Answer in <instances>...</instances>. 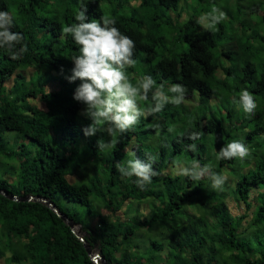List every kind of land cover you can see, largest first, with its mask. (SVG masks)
I'll return each mask as SVG.
<instances>
[{"label":"trees","instance_id":"16d2710c","mask_svg":"<svg viewBox=\"0 0 264 264\" xmlns=\"http://www.w3.org/2000/svg\"><path fill=\"white\" fill-rule=\"evenodd\" d=\"M104 1L108 2L109 12H114L115 6L128 12L112 17L115 26L134 40L133 59L143 55V66L154 74L157 86L163 84L165 89L169 84L184 85L185 99L197 94V111L214 100V87L224 95L228 90L229 99L233 97L226 116L240 133H235L224 120L219 122L212 110L202 109L197 113L193 108L188 113L191 115L188 124L174 126L172 136L168 134L169 140H164L169 122L168 103L162 111L142 116L127 132H117L116 143L107 154L98 148L97 142L102 140L99 131L89 137L90 141L82 143L80 138H88L83 128L91 120L81 116L84 105L73 99L80 81L69 83L66 79L74 66L71 58L79 55V47L62 29L78 23L75 16L82 10V4L87 6L86 22L100 21L106 14L101 6ZM179 1L0 0V11H7L13 17L10 30L22 33V44L27 45V51L19 59L11 58L12 52L7 46L0 48V161L7 165L12 160L17 162L15 178L7 173L0 175V189L16 196L49 199L59 212L88 233L81 240L41 202H16L0 195V264H96L88 256L83 241L91 249L97 246L109 264H264V150L258 163L253 159L256 153L243 161L216 158L221 147L233 140L241 141L243 134L242 142L247 147L254 137L264 138V66L246 62L242 67H229L226 76L224 69L218 68L213 50L218 45L216 35L227 26L219 24L216 34L210 30L198 32L200 25L193 20L179 26L176 35L187 43L186 51L176 56L156 52L157 42H164L162 33L152 32L156 27L151 22L158 16L143 12L146 8L150 11L148 6L175 11ZM251 3L248 13L256 14L264 25L263 3ZM220 11L227 13V10ZM19 47L16 44L12 51H18ZM237 54L230 50L221 52V56L229 58ZM218 69L225 73L222 79L215 74ZM126 71L135 85L139 79L133 76L134 68ZM5 82L8 83L4 86ZM51 83L54 88L48 90ZM240 84L244 87L240 88ZM242 89L251 92L255 100L259 99L260 110L256 109L251 116L236 107ZM151 95L147 101L153 102ZM168 95L173 96L171 92ZM184 104L189 105L184 102L175 105L172 115L179 114V107L186 110ZM192 132L201 133L200 139L190 140ZM8 133L13 135L8 137ZM156 133V144H141V139ZM52 138L62 144L60 149L54 146ZM259 142L264 149V141ZM190 144L196 145L194 151L189 149ZM208 147L212 148L210 155ZM177 155L193 158L189 168L198 170L211 165L217 174L234 175L233 185H227L231 187V196L225 194L223 186V190L214 189L207 177L192 180L173 175L171 162ZM6 156L8 159H3ZM129 157L138 158L144 164L155 158L151 162L159 175L152 178L145 190L137 186L135 176H122L117 170L118 162L125 165L126 172L129 170L126 165ZM88 159L91 161L89 183H71L68 176L86 166ZM238 164L245 166L239 174ZM97 165L99 169L95 168ZM157 186L161 189L155 191ZM58 195L79 203L85 210H66L58 203ZM150 197L157 201L151 216L126 217L129 201L142 202ZM145 230H160L162 239H151L138 246L137 234ZM166 246L169 249L162 259L160 253Z\"/></svg>","mask_w":264,"mask_h":264},{"label":"clouds","instance_id":"9594fccd","mask_svg":"<svg viewBox=\"0 0 264 264\" xmlns=\"http://www.w3.org/2000/svg\"><path fill=\"white\" fill-rule=\"evenodd\" d=\"M81 7L82 10L78 11L75 16V20L78 23L64 27L62 32L64 35H71L75 44L79 47V55L71 58L74 66L70 70L71 75L67 76L66 79L69 83L80 81V84L74 90L73 99L84 105L81 115L91 120V123L83 128L85 137L93 136L98 131H107L111 136H115L117 132L125 133L137 125L142 116L158 113L168 103L178 106L184 102L187 89L182 84L174 83L169 87L168 92L175 93L173 96L165 93L163 84L157 86L156 81L150 75L141 77L134 85L126 71L127 68L134 66L136 63L133 59L136 49L134 40L115 26V18L102 16L100 21L92 19L90 22H86L88 21L86 16L87 6L82 4ZM213 10H216L215 6ZM226 18V13L220 12L219 18L215 19L219 24ZM202 19L203 15L197 22L202 24ZM12 27L13 17L7 11H0V48L7 46L6 48L12 52L11 58L19 59L27 51V45L22 44L24 39L22 33L11 31ZM16 44L21 45V47L14 52L12 48ZM230 52L232 51L230 50ZM260 66L262 65L260 64ZM143 67L146 66L142 65ZM142 68L141 74L143 73ZM63 71V68H61V73ZM218 77L222 79L224 76L217 75ZM154 88L155 91H153ZM149 93L152 94L151 99L154 102V106H150L145 110L141 108L139 101H147ZM237 99L239 100L236 101V107L237 109L241 108L242 113L249 116L255 113L257 104L251 92L247 89H242ZM185 109L184 111L187 114L192 113L186 106ZM104 125H108V127L105 128ZM200 137L201 133L192 132L188 138L190 140H198ZM115 143V140L107 144L102 140L97 142L100 149L112 148ZM188 147L193 151L196 149L195 144H190ZM130 155L135 156V153H130ZM250 155L251 150L249 147L240 140H233L220 148L216 158L218 160H232L235 158L243 161ZM154 159V157L150 158L147 164L142 163L138 158L129 159L126 162L129 169L127 172L124 169L125 165L120 162L117 163L116 167L122 176H135L137 178L135 181L137 186L141 190H145L146 186L152 182V178L159 175L152 166L151 161ZM196 162L199 163L198 161ZM2 163L7 172L13 173L11 175L12 178H15L17 162L12 160L8 165L4 164L3 161ZM12 164H16V168H12ZM177 174L187 176L192 180H200L207 177L211 180L212 187L218 190H223L222 186L228 179L225 175L213 172L211 165H204L198 170L184 167L178 169ZM6 175L10 176L8 173ZM28 197L32 198L29 201H34L33 199H35L32 196ZM75 227L78 226L75 225L74 229ZM76 236L78 235L76 234ZM79 238L83 240V237ZM98 255H101L100 252ZM91 260L96 263L94 258Z\"/></svg>","mask_w":264,"mask_h":264},{"label":"rangeland","instance_id":"374dc122","mask_svg":"<svg viewBox=\"0 0 264 264\" xmlns=\"http://www.w3.org/2000/svg\"><path fill=\"white\" fill-rule=\"evenodd\" d=\"M135 1V0H133ZM261 2L263 3L261 6V11H264V0H180L179 1V6L178 9L173 11V10H168L166 8H161L159 10H155L153 6H148L149 10H147V8L145 9V11L143 12L144 14L146 13H151L156 16H158V19L155 21L151 22V26L156 27L155 30H153L152 32L155 35H158L160 33H162L163 35V39L164 42L160 43V41L157 42V51L161 53L160 55H165V56H176L179 53H183L184 51L187 50V43L184 41H181L180 39H178L176 37L177 34H179L178 32V27L179 26H183L184 24H187L188 21L193 20V21H198L199 18L203 15V19L201 21L202 24L198 23L200 25V27L198 26L197 31L198 32H206L208 30L212 31L213 34H216L220 29H219V24H223L224 27L227 26V28H224L223 32H220L216 35V40L218 42V45L216 46V48L213 50L214 56L217 57V62H218V68L222 67L226 73V76H228V70L229 67L231 69H234V67L236 65H241L244 66L246 64V62H250L252 65H262L264 66V40H261L259 37H263L264 38V25H262L260 23V18H258V16L256 14H249L248 10L249 7L251 6V2ZM53 2V1H50ZM108 2L104 1L101 2V6L103 7V11L105 16L107 17H119L121 16L123 13H128L125 12L123 9L116 7L114 8V12H109L106 8H107ZM215 6L216 10H213V7ZM156 7V6H155ZM241 9V10H240ZM220 10H227L226 13V19H224L221 23H217L215 18H219L220 16ZM240 10V12H239ZM230 11V13H229ZM223 12V11H222ZM230 15V16H229ZM232 16V17H231ZM229 22L232 24V26H230L229 28ZM245 26L248 28H245ZM242 27L244 28V30L242 29ZM149 28V27H148ZM181 30V29H180ZM252 35H256L255 38H251ZM231 50L232 53L236 54L238 53L236 56H231L229 57H224L221 56V52L224 51H229ZM245 52V53H243ZM252 53V54H249ZM143 57V55H141ZM136 61L135 65L132 66L134 68V74L133 76H135L136 78L138 77V79H140L141 77L145 76V75H150L154 78H156L154 76V74L146 67L142 68L143 65V61L140 58L134 59ZM141 68H142V73L141 74ZM224 71L221 69H218L217 72L215 74L217 75H221L224 76ZM30 74V73H28ZM141 74V75H140ZM129 76V74H128ZM132 76V74H131ZM238 77V76H237ZM130 78V77H129ZM218 79H221L220 77H218ZM131 82L134 84V81L130 78ZM135 80V79H134ZM136 81V80H135ZM8 82H5L4 86L7 84ZM80 84V82H79ZM78 84V85H79ZM172 84H169V86H167L164 91L165 93L168 95V89ZM3 86V88H4ZM240 88L244 87L243 84L239 85ZM246 88H248V86H245ZM54 88V86L52 85V83L49 85V87H47V89H51ZM214 89L216 90V96H214V100H211V102H209L207 105L205 106H201L199 110H205V109H209L213 111V115L216 116L217 120L219 122H221L222 120H224V123H227V126L229 128H233L234 132L239 134V130H237V128L233 125V124H229L232 122V120H230L227 116H226V110L232 105V101L231 98L233 97L232 95L227 96V92H229L228 90H225L223 94V92L221 91V89H218L216 87H214ZM175 95V93H173ZM229 94V93H228ZM10 97L14 98L13 95H11ZM193 98L191 99H185L184 103H188L184 104V106H186L188 108L189 111H191L193 108L196 109L199 107V98L197 96V94H194V96H192ZM225 97V98H224ZM226 99V101H225ZM230 100V101H229ZM141 102V106L143 109L147 110L150 106H154V102H150V101H139V103ZM256 104H257V110H260L261 105L259 104L258 100H255ZM215 103V104H214ZM217 103V104H216ZM31 104H35L34 101L31 102ZM227 105V106H226ZM180 106V105H179ZM175 105L169 103L168 106V110L167 113L169 115V122L167 123V128H166V132L163 135V139L164 140H169V135L170 134L172 136V130L174 129V126L177 125H182L183 123H185V125L188 124L189 122V117L191 115H188L187 112L184 111V109L182 110L179 107V114L173 116L172 115V111L174 109ZM84 108V106H83ZM82 108V109H83ZM81 109V112H82ZM192 112V111H191ZM242 112V111H241ZM195 114V113H194ZM210 114V113H209ZM208 114V115H209ZM193 115V114H192ZM83 117V115H81ZM86 116H84L85 118ZM234 114H233V118H234ZM237 123V121H236ZM238 125H240V123H237ZM108 126V125H106ZM171 129V131H170ZM236 129V130H235ZM13 135V133H8V137ZM99 139L106 140V144L108 143V141H113L116 137L115 136H111L108 133H103L102 131L98 133ZM263 136V135H262ZM245 134H243V137L241 139V141L244 139ZM113 139V140H112ZM82 143H87V141H90L89 137L88 138H80ZM260 141H264V138L261 136H256L254 137L252 143L249 145V149L251 150V155L253 153H256L257 156L256 158H253L256 162L258 163V157L260 155H262L263 152V148H260L261 144ZM9 141V139H8ZM53 144L57 149H60L62 144L55 141L52 138ZM158 141V136L157 133L155 135H147V137L145 139H141V144H144L146 146H153L154 144H156ZM17 142V141H16ZM135 142H133L131 145H134ZM9 145V144H7ZM138 144H136L137 146ZM132 147V146H131ZM113 148V147H112ZM112 148H110L112 150ZM134 148V147H133ZM109 148H105V152L107 154V150ZM18 150V148H17ZM110 150V151H111ZM208 152L209 155L212 152V148L208 147ZM109 156V155H108ZM3 158V157H2ZM105 160V157H103ZM3 159H8V156H6V158ZM16 159V158H13ZM131 159L130 157L127 158V161ZM1 160V159H0ZM193 160V158H185L181 155H177L173 158L171 164H173V166H171V173L173 175H178V169H182L184 167H188V164ZM126 161V162H127ZM91 161L88 159L86 162V166H83L82 168L79 169V171L75 172L74 174L70 175L68 177V180L73 182L74 184L77 183H88L90 178H91V170L89 168V163ZM12 168H16V164H12L11 165ZM236 166V165H235ZM100 165L95 166L96 169H99ZM238 168V174L241 173L242 170H244L245 166H240L239 164L236 166ZM8 173L10 176L13 175V173L7 172L6 168L3 166L2 161H0V175L3 176L4 174ZM100 177L102 179H105L104 174L99 173ZM182 176V175H179ZM235 176L234 175H229L227 181L225 182V184L223 185V187H225V194H227L228 196H231V187L227 186L229 183H231L233 185V182H235ZM161 188L159 186L155 187V190H160ZM205 189H202L201 192L205 193ZM229 198V197H228ZM231 199V198H229ZM139 202V201H137ZM136 201H130L128 203V207L126 206V217H132L134 215H137L139 218H143L144 215L146 216H151L153 214V211L156 208V199L155 197H151L146 199L145 201H142L141 203H137ZM58 203L65 208L66 210L69 211H73L75 208L76 210H85L84 208H82V206L79 203H75L72 201H68L65 198H63L62 196L58 195ZM97 209H101L97 204H95ZM104 209L101 210V212H103ZM246 223L243 224V226H245ZM75 230H78V232H76V234L79 237H84L87 236L88 233L83 232L80 227H75ZM252 231V230H251ZM209 232H212L211 230ZM151 239L154 240H161L162 239V233L160 230H156V232L153 231H142L140 233L137 234V243L138 246H143L144 243ZM168 246H166V248L161 251L160 255L162 256L161 258L164 259L163 256H165V254L167 253L168 250ZM92 255L95 254H99V248L97 246H94V248L91 250Z\"/></svg>","mask_w":264,"mask_h":264},{"label":"water","instance_id":"95a60500","mask_svg":"<svg viewBox=\"0 0 264 264\" xmlns=\"http://www.w3.org/2000/svg\"><path fill=\"white\" fill-rule=\"evenodd\" d=\"M0 195H2L4 198L8 199V200H12V201H19V202H26V201H29L31 200L32 198L31 197H28V196H24V197H17L15 195H9L7 194L6 192L2 191L0 189ZM34 201L36 202H41L43 203L46 207H48L49 209H51L58 217H60L64 222H66V224L71 228V231L76 235V230L74 229V223L71 222L64 214L60 213L58 211V209L56 208V206L49 200V199H46V198H41V197H38V198H35L33 199ZM83 246L88 254V256L91 258V259H95L94 261L97 263V264H109L107 263V261L103 258L102 255H92L91 253V249L89 248V246L83 242Z\"/></svg>","mask_w":264,"mask_h":264}]
</instances>
